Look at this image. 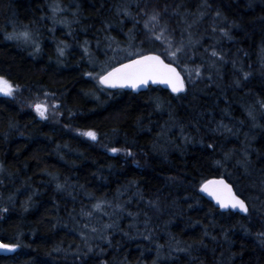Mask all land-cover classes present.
I'll return each instance as SVG.
<instances>
[{
  "label": "trees",
  "instance_id": "trees-1",
  "mask_svg": "<svg viewBox=\"0 0 264 264\" xmlns=\"http://www.w3.org/2000/svg\"><path fill=\"white\" fill-rule=\"evenodd\" d=\"M153 7L174 46L191 33L178 62L143 27ZM22 31L31 42L6 39ZM115 45L201 78L107 90ZM0 75L19 86L0 94V241L17 245L0 264H264V0H0ZM215 177L248 213L201 196Z\"/></svg>",
  "mask_w": 264,
  "mask_h": 264
},
{
  "label": "snow or ice",
  "instance_id": "snow-or-ice-1",
  "mask_svg": "<svg viewBox=\"0 0 264 264\" xmlns=\"http://www.w3.org/2000/svg\"><path fill=\"white\" fill-rule=\"evenodd\" d=\"M207 0H205V4ZM139 8L140 6L137 5ZM147 7V4L145 5ZM55 11V9H54ZM143 11L144 16L147 18L143 22V27L149 34V39H154L156 41H161L162 43L167 44V48L165 52L171 58L172 61L178 62L180 60V54H185V49L192 46L191 33H189L188 44H185L183 40H181L175 46L173 45V41L170 39L169 29L166 24H161L162 13L156 8H152L151 11ZM167 11V6L164 8V12ZM125 15H130L127 11H125ZM217 16L220 15L219 12L216 13ZM135 20V17H132ZM139 21H137L138 23ZM189 27H191L189 25ZM220 31L224 36L231 39L229 36L228 30L221 28ZM6 39L9 40H22L24 43H29L32 41V35L28 31H22L19 33H11L7 35ZM199 43V41H196ZM87 44V41H85ZM37 51H39V47L37 46ZM61 56L64 55V49H58ZM87 48L85 47V52H87ZM207 51V49H205ZM131 55V53H130ZM211 57H216L219 60H224V56L217 52L215 48L211 50ZM215 62L209 67H214ZM201 67L197 66L194 69L185 70L188 73V79L195 82L194 78H201ZM87 75L91 76L92 73H87ZM247 73H245V78H247ZM210 78V77H209ZM99 83L105 85L110 88H124L130 87L132 89H138L141 86H146L149 82L156 84L161 83L168 85L171 88L173 93H182L186 91V83L181 73L177 71V68L173 66V64L165 63V61L161 58L160 55L148 54L143 55L140 54L135 59L129 60L127 63H122L119 67H113L110 71L104 72L102 74H98ZM237 85H239V81H237ZM18 85H14L9 79L5 76L0 75V94L5 96H13L14 93L18 90ZM48 94L46 93L45 96ZM35 111L40 115L41 118H47L46 113L48 112L49 105L48 103L41 101L36 102L32 105ZM52 108L58 107L57 105H51ZM264 107V104H262ZM251 115V113H249ZM82 135L91 138L92 140H96L97 136L94 131H87L82 133ZM208 147H212V145H208ZM110 151L112 153H117L120 151L118 148H111ZM128 155H132L131 152L127 153ZM227 158V157H226ZM220 164V161L216 162ZM58 187H60L58 185ZM200 191L207 193L210 197H212L216 203L219 205L221 209H238L242 213H248L249 207L245 203V200L241 199L236 193L233 191L232 186L225 182L223 178L221 179H211L205 181L200 186ZM97 208L100 207L99 204L96 205ZM7 211V209H4ZM95 231V229H93ZM207 234V233H206ZM259 236L264 237V233H258ZM215 239V237H213ZM264 242V241H262ZM110 243V242H109ZM17 245L15 244H7L0 243V249L7 251H14ZM181 251H187V249H180ZM91 251V248L88 250Z\"/></svg>",
  "mask_w": 264,
  "mask_h": 264
},
{
  "label": "water",
  "instance_id": "water-1",
  "mask_svg": "<svg viewBox=\"0 0 264 264\" xmlns=\"http://www.w3.org/2000/svg\"><path fill=\"white\" fill-rule=\"evenodd\" d=\"M148 54H155V55H159V54H157V53H146V54H143V55H148ZM135 58H137V56L136 57H134V58H132V59H135ZM161 58H162V56H161ZM163 59V58H162ZM131 60V59H130ZM164 60V59H163ZM129 60H126V61H123V62H120V63H118V64H116V65H114V66H112L111 68H109L107 71H110L113 67H119V65L120 64H122V63H127ZM165 61V60H164ZM165 63H170V62H167V61H165ZM173 64V63H172ZM173 66L174 67H176L177 68V71H179L180 72V70L178 69V67L176 66V65H174L173 64ZM106 71V72H107ZM181 73V72H180ZM181 76H183V74L181 73ZM184 77V76H183ZM186 83V82H185ZM102 85V84H101ZM103 87H105L106 89H109V90H117V89H120V90H125V91H130V92H132V93H138V92H140V91H143V90H146L148 87H161L162 89H164V90H167L169 93H171V94H173V95H178L177 93H173L172 91H171V88L168 86V85H165V84H161V83H156V84H153V83H151V82H149L146 86H141V87H139L138 89H132V88H130V87H124V88H119V87H117V88H110V87H107V86H105V85H102ZM183 93V92H182ZM182 93H179V94H182ZM211 179H221V177H215V178H210V179H207V180H211ZM224 179V178H223ZM206 180V181H207ZM225 180V179H224ZM205 182V181H204ZM203 182V183H204ZM225 182L226 183H228L226 180H225ZM202 183V184H203ZM201 184V185H202ZM228 184H230V183H228ZM200 185V186H201ZM231 185V184H230ZM200 186H199V188H198V190H199V193L201 194V196L202 197H204L206 200H208L209 202H211L215 207H217L220 211H231V212H234V213H238V214H240V215H243L244 213H242V212H240L238 209H221L220 207H219V205L216 203V201L212 198V197H210L207 193H204V192H201L200 191ZM232 189H233V187H232ZM233 191H234V189H233ZM235 192V191H234ZM236 193V192H235ZM236 195H238L237 193H236ZM239 196V195H238ZM240 197V196H239ZM241 198V197H240ZM242 199V198H241ZM0 243H3V242H1L0 241ZM12 253V251H7V250H3V249H0V255H5V256H7V255H10Z\"/></svg>",
  "mask_w": 264,
  "mask_h": 264
},
{
  "label": "rangeland",
  "instance_id": "rangeland-1",
  "mask_svg": "<svg viewBox=\"0 0 264 264\" xmlns=\"http://www.w3.org/2000/svg\"><path fill=\"white\" fill-rule=\"evenodd\" d=\"M120 48H121V46L115 45V49H114V51H117V50H119ZM119 52L121 53V55L117 56L116 59H117V60H118V59H122V60H124L123 58L129 57V56H132V55H136L137 53L139 54V53L141 52V50H140V48H138L137 50H135V49H132L131 46H128V47H125V48H123V49H120ZM130 53H131V55H130ZM117 60L107 59V61H106L101 67H100V69H101L103 72H105L104 70H107V69H108L107 67L110 66L112 63H115ZM120 61H121V60H120ZM106 68H107V69H106ZM185 68L191 70V67H190L189 65H183V66H182V70H183L184 76L186 77V80H187V84H188V86L191 87V88H194V86H195L194 83L196 82L197 78L193 77L194 80H195L194 83H193L192 81H190V80L188 79V73H187V71L185 70ZM103 72H102V73H103ZM102 73H100V74H102ZM97 77H98V76H97ZM15 250H16V248H15Z\"/></svg>",
  "mask_w": 264,
  "mask_h": 264
},
{
  "label": "bare ground",
  "instance_id": "bare-ground-1",
  "mask_svg": "<svg viewBox=\"0 0 264 264\" xmlns=\"http://www.w3.org/2000/svg\"><path fill=\"white\" fill-rule=\"evenodd\" d=\"M149 53H152V52H149ZM143 54H146V53H143ZM137 56H138V55H137ZM134 57H136V56H134ZM134 57H131V58L127 59V60H130V59H132V58H134ZM124 61H126V60H124ZM122 62H123V61H122ZM105 72H106V71H105ZM98 82H99V79H98ZM99 84H100V83H99ZM100 85H101V84H100ZM101 86H102V85H101ZM102 87H103V86H102ZM104 88H105V87H104ZM105 89H106V88H105ZM107 90H109V89H107ZM117 90H118V89H117ZM3 243H4V242H3ZM12 253H13V251H12ZM12 253H11V254H12ZM11 254H10V255H11Z\"/></svg>",
  "mask_w": 264,
  "mask_h": 264
}]
</instances>
